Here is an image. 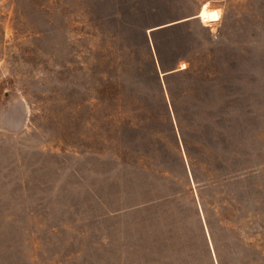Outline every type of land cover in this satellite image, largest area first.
<instances>
[{"label":"rangeland","instance_id":"1","mask_svg":"<svg viewBox=\"0 0 264 264\" xmlns=\"http://www.w3.org/2000/svg\"><path fill=\"white\" fill-rule=\"evenodd\" d=\"M0 264H264V0H0Z\"/></svg>","mask_w":264,"mask_h":264},{"label":"water","instance_id":"2","mask_svg":"<svg viewBox=\"0 0 264 264\" xmlns=\"http://www.w3.org/2000/svg\"><path fill=\"white\" fill-rule=\"evenodd\" d=\"M155 28H158V27H155ZM155 28H151V30H153V29H155ZM166 72H164V74H165Z\"/></svg>","mask_w":264,"mask_h":264}]
</instances>
